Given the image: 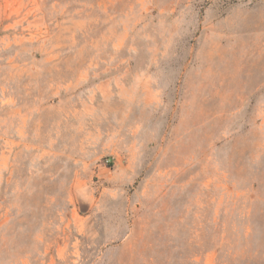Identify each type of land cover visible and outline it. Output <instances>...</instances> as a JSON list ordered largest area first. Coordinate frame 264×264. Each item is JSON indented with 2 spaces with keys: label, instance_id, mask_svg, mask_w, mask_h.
Masks as SVG:
<instances>
[{
  "label": "rangeland",
  "instance_id": "rangeland-1",
  "mask_svg": "<svg viewBox=\"0 0 264 264\" xmlns=\"http://www.w3.org/2000/svg\"><path fill=\"white\" fill-rule=\"evenodd\" d=\"M0 264H264V0H0Z\"/></svg>",
  "mask_w": 264,
  "mask_h": 264
}]
</instances>
